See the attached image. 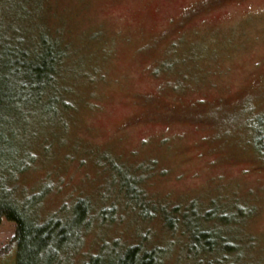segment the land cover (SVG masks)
I'll return each instance as SVG.
<instances>
[{"label":"rangeland","instance_id":"1","mask_svg":"<svg viewBox=\"0 0 264 264\" xmlns=\"http://www.w3.org/2000/svg\"><path fill=\"white\" fill-rule=\"evenodd\" d=\"M36 2L0 0V18L31 25ZM46 3L51 17L44 8L33 24L63 25L81 47L76 61L86 55L88 67L67 74L78 100L67 125L33 122L43 139L14 185L19 199L45 188L36 193L41 219L88 200L89 226L69 264L95 252L109 259L139 241L164 245L165 264H205L212 255L182 247L210 227L215 239L236 241L234 253L213 264H264V154L250 129L254 118L264 121V0ZM209 210L230 221L209 225ZM170 216L179 226L172 232ZM13 235L14 224L2 220L0 264L16 262Z\"/></svg>","mask_w":264,"mask_h":264},{"label":"trees","instance_id":"2","mask_svg":"<svg viewBox=\"0 0 264 264\" xmlns=\"http://www.w3.org/2000/svg\"><path fill=\"white\" fill-rule=\"evenodd\" d=\"M36 3L38 10L32 16L31 25L6 26L0 18V223L6 220L14 224L13 242L17 248L15 264H61L63 258L69 264L89 226L88 200H74L72 207L64 206L59 217L41 219L35 211L36 193L45 188L23 195L21 199L15 195L14 178L35 161V144L43 139V129L32 128L33 122L53 117L66 126V116L78 101L68 81L73 77L67 74L78 64L81 66L85 63V72L88 67L86 55H82V61H76L77 57L80 58L81 47L65 35L63 25L52 27L45 21L38 29L33 24L44 8L47 17H51L50 11L53 9L46 0H37ZM250 127L251 144L258 154L263 155L264 121L254 118ZM27 134L31 139H27ZM42 147L47 148L45 144ZM131 188L133 198L143 205L145 198L140 189L136 184ZM69 206V211L62 215ZM177 209L173 207L170 211L176 213ZM102 212L98 216L100 222L104 223L107 216ZM203 219L209 225L216 222L228 224L230 221L228 215L216 218L213 210L206 211ZM166 221L169 224L166 228L171 232L179 227L173 216ZM212 231V227L198 230L193 240H198L197 243L191 244L192 247L186 244L183 250L187 249V253L200 250L209 253L213 261L205 264L225 260L227 255L234 253L236 241L229 242L224 235L215 239ZM181 232L185 236L182 229ZM167 255L164 245L151 246L139 241L124 245L110 254L109 259L96 252L88 254L80 264H165Z\"/></svg>","mask_w":264,"mask_h":264}]
</instances>
